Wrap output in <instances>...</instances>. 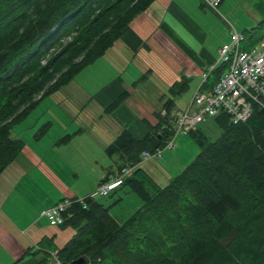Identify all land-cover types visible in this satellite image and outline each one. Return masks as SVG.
Instances as JSON below:
<instances>
[{
    "label": "trees",
    "instance_id": "trees-1",
    "mask_svg": "<svg viewBox=\"0 0 264 264\" xmlns=\"http://www.w3.org/2000/svg\"><path fill=\"white\" fill-rule=\"evenodd\" d=\"M155 1L0 0V175L26 145L12 136L13 127L104 57ZM263 28L264 19L246 29L242 48L259 44ZM226 69L211 74L204 87L216 84ZM188 88L185 77L170 88L166 115L157 114L158 125H149L145 136L125 129L105 150L118 159L117 173L134 168L115 193H136L142 207L121 221L94 194L83 202L70 200L60 227L75 235L57 250L62 264L79 258L86 264H264V109L255 107L239 124L224 113L209 118L222 130L216 141L201 132V124L189 134L200 153L166 186L139 167L145 151L165 149L173 137L170 115ZM68 140L64 136L60 143ZM37 246L34 256H42L36 264H48L56 252L54 240L45 238Z\"/></svg>",
    "mask_w": 264,
    "mask_h": 264
},
{
    "label": "crops",
    "instance_id": "crops-1",
    "mask_svg": "<svg viewBox=\"0 0 264 264\" xmlns=\"http://www.w3.org/2000/svg\"><path fill=\"white\" fill-rule=\"evenodd\" d=\"M201 1L204 3L156 0L130 23L117 41L124 59L120 49H116L117 42L109 49L113 57L120 54V59L111 58L112 75L104 78L92 75L91 82L84 85L75 78L48 97L51 103L46 106V118L51 127L57 125L58 132L51 140L46 138L47 143L42 139L25 141L21 154L9 166L14 164L20 171H6L8 167L0 175V264H36L42 256H34L37 245L45 238L54 240L56 251L61 249L75 231L51 225L41 216L42 211L63 200L93 195L107 174L117 170L118 159L109 157L113 164L105 168L98 161L99 152L107 156L105 150L125 129L142 138L149 125L155 128L156 115L164 110L175 83L185 77L189 81L188 90L199 89L202 74L216 62L220 48L230 41L216 51L207 46L213 27L206 30V10L217 14L224 0L217 10L205 3L200 6ZM249 10L259 13L262 19L258 17V24L264 19L263 0H257ZM228 27L231 36L233 26L229 23ZM127 57L129 63L146 61L147 72L152 73L157 83L149 79L148 73L129 84L124 73L129 64ZM145 82L149 85L142 88ZM124 93L127 95L122 97ZM116 101H120L117 107L108 111L109 105ZM64 136H69V140L60 143ZM76 140L80 146L76 167L83 168V161L94 166L98 179L94 187L89 183L93 171H77L61 157L63 147L69 148ZM83 154L88 157L86 160ZM139 167L160 186L168 185L174 178L173 169L158 161L143 162Z\"/></svg>",
    "mask_w": 264,
    "mask_h": 264
},
{
    "label": "rangeland",
    "instance_id": "rangeland-1",
    "mask_svg": "<svg viewBox=\"0 0 264 264\" xmlns=\"http://www.w3.org/2000/svg\"><path fill=\"white\" fill-rule=\"evenodd\" d=\"M256 2L257 0H224V3L219 8V12L217 14L209 9L206 10V17L208 19V22H206L205 24L206 30L207 28L209 29L213 27L211 34H209V37L207 38V46L210 47V50L216 51L219 47H221L222 44L230 40L231 36L230 28L228 27L229 23L232 24L233 30H237L239 34H242L246 29H251L258 26V17H260L259 13H251L252 11L249 10V8L252 9L253 5ZM260 18L259 20L262 19ZM259 31L260 33L264 34V28L262 29L263 32L261 30ZM116 49H120L119 42L116 43ZM110 51L111 50H109L103 58L98 59L94 64L85 68L76 77L75 80L84 85L89 82V80L91 82L92 75L96 77H99L98 75H100L103 78L112 75L114 71L110 66L111 58L113 61H115L116 59H120V54L113 57L112 55H110ZM120 52L122 58L124 59L125 55L124 53H122L121 49ZM128 57L126 60L127 62L129 61ZM131 61L130 63L128 62L129 64L126 68L127 72H124L129 84L138 79L141 75L144 76L147 74L148 76L149 73L147 72L148 69H146V64L148 65L146 61H144L143 59L135 60V62ZM149 75V79L157 83L154 76H152V73H149ZM145 84L146 85H142L141 87L144 88L149 85L146 82ZM195 91L196 89H189L186 93H184L183 96L176 99L177 107L180 108H177V110H186L187 105L190 103L195 94ZM50 101L51 100H49L48 98H45L43 101H41L24 122L13 127L12 136L14 138L19 137L26 142L28 140L34 142L38 139L46 141V138L47 140H51L52 137H54V135H56V133L58 132V128L56 124L54 128L51 127V124L47 126L49 122L46 118V115L48 114V111H46V106L50 105ZM200 128L201 132L211 141H216L222 135V130L211 119L203 123ZM43 131H45L44 135L40 137ZM175 143V148L165 150L163 152L162 158L158 160H151L158 161L159 163H162L164 165H168L169 168L173 169L174 177L179 175L189 164H191L200 153L199 146L195 142L194 138L190 135L177 137ZM79 147V142L76 140L70 144L69 148L64 146L62 149L63 154L61 157L65 162H68L74 168H78L76 167V162H78L80 159L77 153ZM83 155L84 160H86L88 157H86V154ZM169 155H172L173 157L170 158ZM98 161L100 162V165L104 166L105 168L113 164V160L105 156L101 152H99ZM88 162L89 161H83L84 167L81 169L78 168L79 170L77 171H84L85 173H90L91 171H93L89 175V183L94 187L98 180L94 172L96 170L93 169L94 166H92V164H88ZM6 171L20 170L18 169V166L16 167L13 164ZM99 171H101L100 168ZM97 200L104 204L106 207L111 208V215L121 221H124L131 217L143 205L142 199L136 193L130 192L127 189L119 190L116 193H111V195L108 197H98Z\"/></svg>",
    "mask_w": 264,
    "mask_h": 264
},
{
    "label": "built area",
    "instance_id": "built-area-1",
    "mask_svg": "<svg viewBox=\"0 0 264 264\" xmlns=\"http://www.w3.org/2000/svg\"><path fill=\"white\" fill-rule=\"evenodd\" d=\"M204 3L217 10L223 0H203ZM243 34L233 30L229 43L219 50L215 63L210 65L202 74L203 82L195 92L193 99L186 110L173 111L170 115V125L174 134L165 149H158L154 153L145 151L142 154V163L162 158L167 149H174L176 139L198 130L199 126L209 118H215L221 113L226 114L230 122L239 124L246 122L254 113L255 107L264 109V39L250 49H243ZM227 69L212 87L204 86L211 74L220 67ZM166 115V111H162ZM134 168H126L101 183L93 196L107 197L115 192L126 178L132 176ZM83 202V199H79ZM66 200L42 211L51 225L64 224V212L72 205ZM48 264H62L57 257V251L52 253Z\"/></svg>",
    "mask_w": 264,
    "mask_h": 264
},
{
    "label": "water",
    "instance_id": "water-1",
    "mask_svg": "<svg viewBox=\"0 0 264 264\" xmlns=\"http://www.w3.org/2000/svg\"><path fill=\"white\" fill-rule=\"evenodd\" d=\"M70 264H86V260L84 258H79Z\"/></svg>",
    "mask_w": 264,
    "mask_h": 264
},
{
    "label": "bare ground",
    "instance_id": "bare-ground-1",
    "mask_svg": "<svg viewBox=\"0 0 264 264\" xmlns=\"http://www.w3.org/2000/svg\"><path fill=\"white\" fill-rule=\"evenodd\" d=\"M54 253V252H53Z\"/></svg>",
    "mask_w": 264,
    "mask_h": 264
}]
</instances>
